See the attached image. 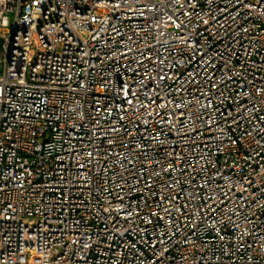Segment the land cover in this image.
Returning a JSON list of instances; mask_svg holds the SVG:
<instances>
[{
    "label": "built area",
    "instance_id": "obj_1",
    "mask_svg": "<svg viewBox=\"0 0 264 264\" xmlns=\"http://www.w3.org/2000/svg\"><path fill=\"white\" fill-rule=\"evenodd\" d=\"M0 264H264V0H0Z\"/></svg>",
    "mask_w": 264,
    "mask_h": 264
},
{
    "label": "rangeland",
    "instance_id": "obj_2",
    "mask_svg": "<svg viewBox=\"0 0 264 264\" xmlns=\"http://www.w3.org/2000/svg\"><path fill=\"white\" fill-rule=\"evenodd\" d=\"M1 57H2V55L0 54V70H1V66H2V64H1Z\"/></svg>",
    "mask_w": 264,
    "mask_h": 264
}]
</instances>
